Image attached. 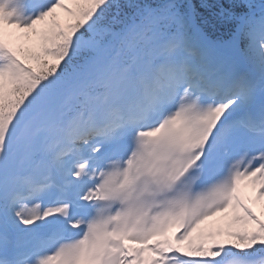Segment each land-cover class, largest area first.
Here are the masks:
<instances>
[{"label":"snow or ice","instance_id":"obj_1","mask_svg":"<svg viewBox=\"0 0 264 264\" xmlns=\"http://www.w3.org/2000/svg\"><path fill=\"white\" fill-rule=\"evenodd\" d=\"M247 188L264 0H0V264H264Z\"/></svg>","mask_w":264,"mask_h":264},{"label":"rangeland","instance_id":"obj_2","mask_svg":"<svg viewBox=\"0 0 264 264\" xmlns=\"http://www.w3.org/2000/svg\"><path fill=\"white\" fill-rule=\"evenodd\" d=\"M59 18L63 21L67 18L66 14L63 12H58ZM9 31H14L9 29ZM35 37L32 38L31 41L24 44L34 45ZM244 196L247 199L249 207L259 216L261 220H264V199L255 200V193L251 188H247L244 190ZM231 222V213L228 214H218L216 217H212L209 220L205 221L200 227L193 232L192 238L195 239L198 235H204L207 238V233L211 232L213 234L211 239H215L218 241H227L229 237L227 236V231L229 229ZM251 227V225H249ZM171 235V234H170ZM211 242V240H209Z\"/></svg>","mask_w":264,"mask_h":264},{"label":"trees","instance_id":"obj_3","mask_svg":"<svg viewBox=\"0 0 264 264\" xmlns=\"http://www.w3.org/2000/svg\"><path fill=\"white\" fill-rule=\"evenodd\" d=\"M196 3H199L200 0H195ZM208 3L217 4V3H227V0H208Z\"/></svg>","mask_w":264,"mask_h":264}]
</instances>
